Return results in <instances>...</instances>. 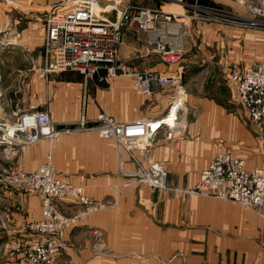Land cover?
<instances>
[{"label":"crops","instance_id":"0c3cea01","mask_svg":"<svg viewBox=\"0 0 264 264\" xmlns=\"http://www.w3.org/2000/svg\"><path fill=\"white\" fill-rule=\"evenodd\" d=\"M57 1L42 0L37 4L33 16L31 15L36 20L29 24H35L38 33L44 34L41 17L47 7ZM226 1L230 3L232 11L246 15L245 9H239L236 0ZM134 4L160 8L189 24V12L175 0H135ZM235 5L239 7L235 8ZM211 28L215 29L209 25H194L192 39L197 40L192 41L200 48L204 47L201 42L206 37L210 41H216L213 32L207 31ZM23 32L15 39L23 36ZM135 37L132 29L121 31L118 62L127 63L137 71L150 70L166 76L177 75L184 83L188 97L192 93H188L187 87H194L195 82L207 80L206 74L213 71L212 57L206 58L209 62L204 64V58L192 55L189 45L186 50H191L192 53L184 56L179 67L167 68L159 63L155 55L141 57L140 52L144 51V47ZM18 43L30 49L21 41ZM40 48L41 44L35 46L34 51L28 50L36 52L34 58L37 64H40L42 59ZM193 51L197 50L193 48ZM202 60L203 64L200 65ZM30 83L33 107H38L39 112L47 111L59 128L69 127L72 122H76L85 96L88 120H92L99 112L108 115L109 111L117 123H130L143 118L158 119L168 108V100L164 99L168 96V88L154 89L150 96H137L132 80L120 76L111 78L108 83L95 79L85 86L82 77L75 72H53L46 79L34 75ZM152 104L156 105L152 107ZM16 107L18 108V105ZM16 107L14 105L12 109ZM209 108L213 112L217 111ZM232 118H228L226 122L222 121V125H234ZM214 119L211 117L205 127H201L198 121L194 126L190 125L186 138L182 137L184 130L178 128L173 129L170 138L160 134L148 151H136L134 157L144 166L154 162L163 164L167 171L168 183L180 189L192 188L210 159L223 151H229L242 158L248 169L264 168V123L256 126L255 137L250 134L248 136L247 130L242 128L240 147L235 149L231 145L235 144L238 138H217L216 117ZM217 122L221 125L220 121ZM92 131L95 133L94 130L82 131L72 138L59 135L61 137L54 139L52 143L54 157L59 163L62 160L73 162L71 168L61 172L62 176L72 179L71 181L80 185L90 197L98 200L114 198L116 206L89 216L84 226L80 227L87 231L82 232L76 228L72 233L69 232V247L57 257L54 264H130V261L134 262L133 258L151 257L165 260L183 257L186 258L185 264H264V225L251 210L229 201L187 196L172 191H152L134 184L129 179L122 180L130 183L121 188L118 185L123 177L122 172L135 171L133 161L126 152L115 158L114 142L110 139H97ZM85 140L91 141L93 150L88 149L89 144ZM224 143L228 145L223 147ZM33 148L36 149L32 147L31 152ZM83 160L85 163L81 166L74 162L81 163ZM33 202L36 203V200L33 199ZM24 205L27 204L19 202L20 209H23ZM61 207L66 209L64 205ZM9 216L12 217L10 232H15L16 235L1 236L0 264H23L19 257L10 252L9 246L13 240L27 238V234H19L21 230H17L23 225L24 219L20 214L10 212L5 217L8 222ZM87 227L101 237L104 242L103 252L111 253L110 256L91 253L94 236L88 232ZM173 264H181V261L175 260Z\"/></svg>","mask_w":264,"mask_h":264},{"label":"built area","instance_id":"2783aa9c","mask_svg":"<svg viewBox=\"0 0 264 264\" xmlns=\"http://www.w3.org/2000/svg\"><path fill=\"white\" fill-rule=\"evenodd\" d=\"M175 1L187 7L181 0ZM249 1L252 4L245 0H240L239 4L246 5V10L253 17H264V0ZM109 9L118 14L115 23L99 15V12ZM189 18L199 20L197 14ZM246 21L258 23L251 19ZM41 22L44 25L41 56L46 74L75 72L84 81L97 77L99 82H107L121 74L133 81V90L141 96H150L154 89L161 90L180 83L177 75L170 77L156 71H137L127 63L118 62L120 33L132 29L136 40L144 47L141 57L155 55L159 63L167 68L179 67L189 44V28L173 13L160 8H142L134 2L132 5L122 4L120 0L109 5L99 0H58L47 7ZM221 70L235 88L238 102L249 122L255 126L264 123V66L258 63L249 66L230 63L223 65ZM176 89L183 88L178 85ZM6 111L5 107L0 111V154L7 162H12L28 146L40 140L50 141L62 133L82 131L87 122L81 117L76 127L60 132L46 112L15 108L8 116ZM180 111L182 107H178L172 116L169 108L158 119L143 118L130 123H117L110 116L98 114L94 120V131L99 138L113 140L117 148L130 155L138 150H149L160 134L170 138V130L179 126ZM46 159V166L35 172L11 171L6 177L0 176V186L17 193L36 194L41 199L43 221L28 226L27 238L13 240L9 246L10 252L23 264H54L69 247V231L90 215L116 204L112 199L89 197L80 185L61 180L50 165L51 155L48 154ZM43 168L49 171H43ZM131 176L139 177L136 182L140 185L155 190H172L167 171L161 163H151ZM187 193L237 203L251 210L264 224V170L248 169L243 159L229 151L215 154ZM57 203L66 209L72 206V211L63 213ZM96 237L98 242L94 247L102 242ZM102 254L111 255L103 249Z\"/></svg>","mask_w":264,"mask_h":264},{"label":"rangeland","instance_id":"374dc122","mask_svg":"<svg viewBox=\"0 0 264 264\" xmlns=\"http://www.w3.org/2000/svg\"><path fill=\"white\" fill-rule=\"evenodd\" d=\"M99 1L105 5H109L113 1L116 2L117 0H99ZM120 1L122 4L132 5L135 0H120ZM181 1L187 4L186 10L189 12L187 14L189 20V24H187L188 28L190 27L189 25L192 24V26L188 29V39H187L189 41L188 45L190 46V48H192L191 49L193 52L192 55H195L194 57L197 58H204V64L209 62L207 61L206 58L212 57L211 61H213L214 64L212 65L213 71L208 72L206 74V78L208 81L203 79V81H201L200 83L195 82L194 87L192 86L187 87L188 93L189 94L192 93L194 97H191L192 95L188 97L185 94L186 88L184 87V83L182 82L181 79L179 84H175V85L171 84L167 89L169 91L167 94L168 98L167 97L164 98L168 100L167 110L171 107V104L173 103V101L176 100V98L181 97L180 102L182 106V111H180V113L178 114L179 126H176L175 128L184 130V134L182 135V137L185 138L187 137L189 126L190 125L194 126L195 122L198 121L200 122L201 127H205L209 123L208 120L211 119V117H213V119L216 117V121H215L216 137L220 139L238 138L237 141H235L236 143L235 144L233 143L231 145L233 146V148L237 149L240 147L239 137L242 128L247 130L248 136L250 134L253 137H255L256 126L249 122L245 112L243 111L241 105L238 102V97L236 95L235 88L232 85H230L226 73H224L221 70V68L223 65H227L230 63L239 64V65H248V66L251 64L258 63L264 66V17H253L246 10L245 8L246 5L239 4L240 0H236V2L240 6V7L238 6L239 9L240 8L245 9L246 15L242 14V12L240 15L237 14L236 11H232L231 10L232 8L229 7L230 3L226 0H181ZM245 1L252 4V1L249 0H245ZM39 2H42V0H0V111L3 109V107H5L7 109L6 113L8 116H10L11 112L15 110L12 109L14 105L15 107L18 105V109L20 110L31 109L38 111L37 109L38 107H33L34 104L32 102L33 96L31 94L30 80L34 75H36V77H40L41 79H46L50 75V73L46 74L43 72L42 59L40 64H37L35 62L36 59L34 58V53L36 52H32L34 51L33 48L35 46L41 44L42 47L43 35L38 33L37 29L35 28V24H29V23H34V21L36 20L35 18L32 17L33 16L32 14L33 11L36 10L37 4ZM262 2L264 4V1ZM141 7L146 8V6L144 5H141ZM238 7L235 5V8ZM196 14L198 15L199 20L197 19L193 20L189 18L195 16ZM246 19L258 21V23L255 22L252 23L250 21H246ZM196 23L199 24L200 27L202 25H209L210 27H214L215 29L211 28V30H207V31L213 32L214 38L215 37L217 38L216 41H210L208 37H206L204 41L199 40V42L202 41L201 44L204 45L203 48H200L198 44H196V42H193L192 40H197V39H192L193 37L192 28L194 25L195 26L197 25ZM22 31H24L23 36L15 39V37H18L17 35L20 36V33ZM19 41H21L23 45H28L30 49L21 46L18 43ZM193 48H195L198 51V53L197 51H193ZM28 50H32V51L28 52ZM191 50L187 51L185 49L184 50L185 55L189 54ZM12 52L14 54H12ZM40 54H41V48H40ZM199 64L200 65L203 64V60ZM102 75L103 77H106V73H103ZM120 75L121 74H119L118 76ZM120 77L128 79L125 76H120ZM95 79H97V77L94 78L93 81ZM88 82L90 81L83 80V84H85V86L88 85L87 84ZM108 82L109 80L105 83ZM178 85L182 86L183 91L180 89H176ZM85 93L88 95V92L85 91ZM135 94L137 96H140L136 92ZM85 98L86 96L83 98L84 105L81 110V113L79 114V118L76 120V122H78L81 117L84 120L86 119L87 121L86 127L85 129L82 130L84 132L94 130L96 126L94 120L98 114L106 115L105 113L99 112L95 115V117L92 120H88V117L86 116V112H85V107H87L85 104L86 102ZM155 105L156 104H152L151 106L154 107ZM21 106H23V108H21ZM209 107L214 108V110L217 111L213 112ZM42 112L48 113L47 111H42ZM111 114L112 112L109 111L107 116H110L112 119H114L111 116ZM228 118H232L231 120L235 122L234 124L235 127L232 124H227V126L225 127L224 125H222V121L226 122L229 120ZM51 121L53 122L57 130L60 132L64 131L65 129L67 130L69 128H74L77 126L75 125L76 122H72L71 126L69 127L59 128L52 119ZM217 121H220L221 125ZM239 128H241V130ZM173 129H171L170 132H172ZM82 131H77L70 134L62 133L63 135L62 134L61 135L62 137L68 136V138H72L74 135H77L76 133ZM167 131H169L168 127H167ZM94 134H95L94 136L98 139L99 137L97 133L95 132ZM60 137L61 136H57L56 138L59 139ZM55 140L54 139L50 141L40 140L36 142V144L28 146L26 150L23 153L21 152V154H19V156L16 157L12 162H7V160L3 157L4 155L0 154V176L2 178L6 177L7 172L11 173V171H24L27 173L35 172L39 170L43 164L48 162L46 158L48 154H50L51 164L50 163L49 164L53 168H55L54 170H56L60 179L63 181H70L73 184L77 185L76 183L71 181L72 179H70L69 177L62 176L61 172H63V170H66L67 168H71L73 162L68 160H62V162L59 163L55 160L54 151L52 147V143ZM85 142L89 144L88 149L93 150V148L90 146L91 141L85 140ZM225 144L226 143L222 144V146L225 147L224 146ZM32 147H35L36 149L33 148V151L31 152L30 149ZM138 151L142 152L148 150H138ZM113 152L115 158L117 157L119 158L121 154L123 155L122 152H126V151L122 148H117L116 143L114 142ZM135 152H132L130 154L131 156L127 154L135 165V171L132 173L140 172L141 168L146 167L139 160L132 159L135 158L134 157ZM74 162L76 163V165L81 166V164L85 163V160L81 161V163L79 161H74ZM154 163H158V162H154ZM260 169L264 170V168H260ZM132 173L122 172L123 177H121L118 186L121 188L124 187L123 185L125 182L122 181L123 179L125 180L129 179V181L132 180L134 184H138L136 180H138L139 177L131 176ZM141 186H144L152 191H172L177 194L182 193L187 196L209 198V197L196 196L187 193V191L192 189L195 185L192 188H188V189H180L179 187H172V185H170L172 190H164V189L155 190L154 188H149L146 185H141ZM33 199L36 200V203L33 202ZM103 200H111V198L103 199ZM112 200L115 199L112 198ZM37 201L39 207H37ZM19 202H23L24 204L27 205H24L25 207L23 209H20ZM57 205L58 208L63 213H70L72 211L71 209L72 206L71 207L68 206V208L70 209H65V208L63 209L61 207L62 204L57 203ZM115 206L116 204L114 206H110L106 210H109ZM106 210L104 209L97 213H101ZM10 212L20 214L24 219L23 225H21L17 229V230H21L20 231L21 233L19 234L25 233L29 235L28 226L35 225L43 221L42 220L43 209L41 206L40 196H37L36 194L17 193L4 188V186H0V238H2L1 236H5V235L8 236L9 234L13 236L16 235L15 232L12 231L10 232L11 229H9L10 226L12 227L11 224L12 217L9 216L10 219L9 222L8 220H5L6 215L10 214ZM86 220L87 218L82 223L74 227L73 230L78 228V230H81L82 232L87 231L84 229H80V227L82 228L84 226V222ZM88 229H89L88 232H90L94 236L93 243L91 245V249L93 252L91 253L92 254L94 253L95 255H99V253H102L104 242L101 239V237H99L97 232H95L91 228ZM68 235L70 236L69 233ZM96 236L99 237V240H102V242L100 241L101 243L100 246L98 247H94V245L98 242ZM107 259H111V258H107ZM133 260L134 262L130 261V264H173L175 260H180L181 264H185L186 262V258L183 257L169 258L166 260L162 258L156 259L153 257L148 259L133 258ZM98 263L99 262H97V264Z\"/></svg>","mask_w":264,"mask_h":264},{"label":"water","instance_id":"95a60500","mask_svg":"<svg viewBox=\"0 0 264 264\" xmlns=\"http://www.w3.org/2000/svg\"><path fill=\"white\" fill-rule=\"evenodd\" d=\"M99 15L106 18L109 22L115 23L117 21L118 14L115 10L109 9L104 12H99Z\"/></svg>","mask_w":264,"mask_h":264},{"label":"bare ground","instance_id":"6f19581e","mask_svg":"<svg viewBox=\"0 0 264 264\" xmlns=\"http://www.w3.org/2000/svg\"><path fill=\"white\" fill-rule=\"evenodd\" d=\"M180 98L181 97H179V98H176V100L174 101V103L171 105V112H172V116H174L175 115V112H176V110H177V108L178 107H182L181 106V102H180ZM43 166H46V163L45 164H43L41 167H43ZM40 167V168H41ZM43 171H49V169L48 168H43L42 169Z\"/></svg>","mask_w":264,"mask_h":264}]
</instances>
